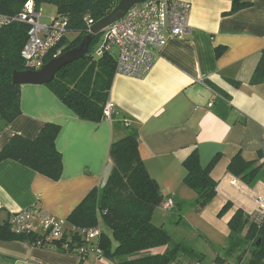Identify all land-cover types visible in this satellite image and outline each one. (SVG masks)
<instances>
[{
	"label": "crops",
	"instance_id": "obj_1",
	"mask_svg": "<svg viewBox=\"0 0 264 264\" xmlns=\"http://www.w3.org/2000/svg\"><path fill=\"white\" fill-rule=\"evenodd\" d=\"M179 1L190 5L186 33L181 39L168 37L145 77L113 75L108 99L114 105L112 119L79 120L46 85H20V114L11 123L0 122V150L14 135L32 140L45 124L57 125L54 144L62 174L52 181L17 162H0V224L30 207L67 222L85 196L105 183L110 144L131 131L137 133L139 157L162 196L156 209L163 211L171 200V211L190 210L183 214L197 216L207 231L230 236L227 223L236 210L250 217L264 207V83H250L264 49V0H243L250 6L233 14L229 0ZM193 149L201 168L218 156L209 174L216 194L202 209L196 193L182 182V162ZM237 154L261 165L250 185L227 172ZM227 202L230 207L217 217ZM64 239L73 240L71 235ZM242 258L246 263L249 257L245 253ZM93 262L92 253L81 259L58 247L0 240V264ZM213 263L228 264L219 255Z\"/></svg>",
	"mask_w": 264,
	"mask_h": 264
},
{
	"label": "trees",
	"instance_id": "obj_2",
	"mask_svg": "<svg viewBox=\"0 0 264 264\" xmlns=\"http://www.w3.org/2000/svg\"><path fill=\"white\" fill-rule=\"evenodd\" d=\"M28 0H0V13L14 15ZM35 7L52 5L55 14L67 19L68 31L76 34L72 41H61L62 53L77 46L88 34L87 20L92 24L106 16L117 0H32ZM230 14L247 8L250 3L229 0ZM27 26L13 24L0 30V122L11 123L20 114L19 85L11 83L14 71H23L20 51L27 39ZM101 35L93 36L86 55L59 70L46 86L79 120L99 123L103 108L109 99L115 62L111 55H93L94 45ZM219 49L216 55L220 54ZM264 83V49L252 74L251 84ZM59 127L47 123L32 139L14 135L0 150V162L11 160L52 180L58 181L62 174V160L55 148ZM111 170L105 183L92 189L66 219L77 229L101 228L99 248L103 256L116 264H170L176 261L179 245H172L163 254H151L155 248L170 244L169 235L162 227L152 223L154 210L162 203L156 182L148 175L138 154L137 133L131 131L125 138L113 142L108 153ZM218 159L201 168L198 153L193 149L182 162L185 171L183 184L197 195L196 205L202 209L216 194V182L210 178V170ZM261 165L244 161L239 154L227 166L232 176L252 184ZM230 207L227 202L217 217H222ZM232 234L242 235L249 246V258L245 264H264V221L260 227L249 216L236 210L227 223ZM34 236L16 235L8 222L0 224V240L32 242ZM76 239V238H75ZM79 242V239H76ZM59 245V242H56ZM245 252L238 257V263ZM219 262V261H218Z\"/></svg>",
	"mask_w": 264,
	"mask_h": 264
},
{
	"label": "built area",
	"instance_id": "obj_3",
	"mask_svg": "<svg viewBox=\"0 0 264 264\" xmlns=\"http://www.w3.org/2000/svg\"><path fill=\"white\" fill-rule=\"evenodd\" d=\"M190 5L179 0H146L129 8L118 21L110 24L101 34L100 45L94 53L111 55L115 62L114 74L140 79L145 77L154 65V55L164 47L168 37L181 39L188 29ZM87 26L92 25L87 20ZM13 24L27 26V39L20 51L24 70L38 71L49 60L62 53L61 41L68 31L67 19L56 14L42 21L41 7H35L32 0L24 3L14 15L0 13V30ZM114 105L107 100L103 118L111 119ZM264 140V135H263ZM232 185L236 180L231 181ZM173 203L165 201L163 211H171ZM251 221L260 227L264 221V207L251 213ZM10 230L16 235L34 236L36 240L23 242L28 247L54 248L75 253L81 259L92 253L93 264H112L99 248L101 228L77 229L48 215L45 210L30 207L9 216ZM71 235L73 240L64 238ZM81 241L79 245L76 239ZM59 242V245H56ZM170 264H178L171 262ZM193 264H202L195 261ZM214 264V263H213ZM238 264H245L242 260Z\"/></svg>",
	"mask_w": 264,
	"mask_h": 264
},
{
	"label": "rangeland",
	"instance_id": "obj_4",
	"mask_svg": "<svg viewBox=\"0 0 264 264\" xmlns=\"http://www.w3.org/2000/svg\"><path fill=\"white\" fill-rule=\"evenodd\" d=\"M54 14V6L48 4L41 6L42 21ZM75 37L76 34L69 32L65 36V40L72 41ZM99 45L100 41L94 45L93 55ZM160 206L161 204L158 207ZM187 211L190 212V210L184 212ZM184 212L179 214L173 211H161L159 208L154 210L152 223L155 226L162 227L171 241L166 249L163 247H159L160 249L155 248L150 251L151 254H163L169 247L177 244L179 245V251L175 262L178 264H193L198 259L202 264H210L217 255L224 258L228 264H237L238 255L243 252L246 253L249 244L242 235L231 233L230 236H224L219 231H207L205 229L207 227L203 223H197V216L183 214ZM248 257L249 253L247 252ZM109 261L116 264L114 261Z\"/></svg>",
	"mask_w": 264,
	"mask_h": 264
},
{
	"label": "water",
	"instance_id": "obj_5",
	"mask_svg": "<svg viewBox=\"0 0 264 264\" xmlns=\"http://www.w3.org/2000/svg\"><path fill=\"white\" fill-rule=\"evenodd\" d=\"M144 1L146 0H117L113 9L106 16L89 27L88 34L82 37L77 46L64 52L57 58L49 60L38 71H14L11 75V83L19 86L24 84H49L59 70L82 59L86 55L93 36L101 35L110 24L121 19L129 8Z\"/></svg>",
	"mask_w": 264,
	"mask_h": 264
}]
</instances>
